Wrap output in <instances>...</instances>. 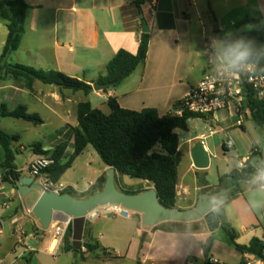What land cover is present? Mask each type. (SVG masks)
<instances>
[{
	"label": "crops",
	"instance_id": "obj_1",
	"mask_svg": "<svg viewBox=\"0 0 264 264\" xmlns=\"http://www.w3.org/2000/svg\"><path fill=\"white\" fill-rule=\"evenodd\" d=\"M26 2L30 9L25 35L19 50L10 56L9 64L59 71L93 86L100 77L106 76L107 65L119 50L137 53L144 22L147 23L151 36L145 64L118 87L107 92L93 90L85 94L39 81L33 83L32 89H28L23 80L7 79L0 82V107L5 104L9 110H14L20 105L26 106L29 113L37 114L44 121L41 125L33 126L44 127L48 121L59 124L48 141L36 142L42 145L43 151H53L64 141L67 134L65 127L78 126V118L76 123H69L68 119L75 111L77 115L80 103L89 102L94 109L102 110L108 105L109 98H115L123 109L137 112L155 109L160 116L167 115L202 80L212 62L208 45L215 43L216 46V41H211L208 36L206 15L212 13L217 16L215 0H145L140 6L131 0ZM223 5L232 16V26H238L247 18L258 19L264 26V0H223ZM245 24L254 28L249 23L243 25ZM214 28L215 31L221 30L220 26ZM0 30L5 37L2 42L4 48L8 29L1 21ZM229 118L236 116L229 115ZM249 118L252 119L251 110L244 115L243 124L239 127L245 130L244 120ZM205 120L216 121L217 117ZM1 125L2 122L0 128ZM206 139L207 136L198 135L197 140L192 141L191 138L184 147L180 144L177 196L181 210L195 208L205 194L215 196V192L219 190V184L213 185L208 180L212 152ZM197 141L203 142L209 152L210 167L207 170H197L193 165L191 150ZM89 147L57 183L42 176L43 180H48V187L61 194L70 190L73 194L71 196L82 199L80 195L87 193L101 177L105 176L107 179L111 168L104 165L99 170H94L92 164L87 166L88 170L80 181L66 179L67 173ZM228 150H234V146ZM73 152L74 141L71 140L66 151L67 157ZM255 154H260L257 148ZM256 155H252L251 163L259 169L264 162L262 165H255L253 157ZM38 157L41 156L35 154L29 164L21 168L16 165L15 157V167L20 178L33 177L28 167ZM248 159L249 157H244L238 160L236 169L243 170ZM4 161V150L0 147V168ZM240 162H244L242 169L238 166ZM182 166L184 168L181 173ZM119 176L115 171V183ZM40 179L35 180L40 183ZM204 179L207 186L202 187L199 182ZM245 185L246 189L224 205L228 223L235 232L236 242L241 246H249L253 239H264V192L252 181ZM152 188L153 185L145 182L140 190ZM1 193L0 264H44L40 255H51L54 237L50 240L44 237L45 231L32 213L41 193L33 192L35 200L26 204L15 181H5ZM16 200L20 201V205L9 217L5 216V211L12 209V202ZM217 209L214 204L215 212ZM198 222L197 226L202 228L199 233L187 232L178 227L175 232H171L172 227L165 224L172 222L162 223L165 228L155 230L156 226H146L142 216L136 213L131 219L98 218L86 223L83 245H99L100 250L87 252L83 247L79 257L74 252L64 251V242L58 248L57 255L63 252V256L73 260V264H111L122 259L133 264H186L187 260L195 264L196 261L205 260L202 244L212 235L205 221ZM60 224L55 222L51 226ZM53 227L50 228L54 231ZM31 239H38L36 246L27 244ZM102 249L115 258L105 259Z\"/></svg>",
	"mask_w": 264,
	"mask_h": 264
},
{
	"label": "trees",
	"instance_id": "obj_2",
	"mask_svg": "<svg viewBox=\"0 0 264 264\" xmlns=\"http://www.w3.org/2000/svg\"><path fill=\"white\" fill-rule=\"evenodd\" d=\"M145 0H138L135 3L141 5ZM29 5L26 0H0V21L8 29V36L0 56V82L7 79L23 80L28 89H32L34 82L39 81L46 85H55L63 90L73 92L91 93L94 88L91 84L70 77L62 72L55 70H37L33 67L21 64H9L10 56L19 50L26 31ZM249 23L254 28L247 32L236 33L228 36H222L220 42L223 50L237 40L252 42L253 51L246 61L241 63H257L259 67H264V26L258 19H245L238 26ZM151 36L149 33H142L137 53L133 54L126 50H119L115 57L107 65V74L100 77L98 83H116L118 87L122 82L132 76L135 71L145 64ZM111 89V88H110ZM109 90V89H108ZM106 90L105 92H107ZM110 113L105 114L100 109H94L89 102L80 103L78 106L77 118L78 126L76 128L67 126V134L64 141L61 142L53 151H43L42 145L36 143L33 145V151L36 155L51 157L55 164L42 172L53 183H57L62 175L69 170L75 160L84 153L88 146H92L98 153L103 163L114 168L120 176H129L147 182L150 186H155L160 202L168 208L180 209L178 206L177 185L178 168L181 162L179 151L180 139L177 131H189V121L191 119L208 117L193 113H184L182 117L177 116L173 111L178 108L179 102L175 104L173 110L165 116H160L155 109H145L143 111H131L119 106L115 98H109L107 102ZM246 105L251 110L252 120L259 129L264 128V102L258 101L251 90ZM14 118L23 120L34 125H41L44 121L37 115L29 113L24 105L18 106L14 110H9L3 104L0 107V123L2 119ZM19 140L18 136H11L0 128V145L4 150L5 161L2 169L5 171V181L14 182L20 178V174L15 167V152L12 149L14 142ZM74 141V152L67 157L66 151L69 142ZM156 147L159 150H156ZM225 151H231L225 148ZM255 147L253 154H255ZM67 162H63L64 160ZM255 168L249 158L245 163V168L241 171L235 169L229 174L220 178L219 190L215 192L217 200V218L220 222V229L226 235V241L237 250L245 253L259 254L264 246L262 240L253 239L249 246H241L236 242V236L231 225L228 223L224 205L241 192V186L244 183L253 181L258 170ZM106 182V177H101L97 184L88 192V196L102 191ZM199 184L207 186L205 179ZM126 194H138L140 191H125ZM62 194L73 195L70 190ZM88 224V223H87ZM171 232H175L180 223L172 222ZM165 228L164 224L154 227L155 230ZM201 227L186 229L187 232H201ZM72 225L69 226L65 237L66 252L80 253L82 250L74 249L72 245ZM217 240L215 233L208 238L207 242L202 244L205 260L210 259V251ZM83 247L87 252L100 250L99 245L85 243ZM102 249V255L105 259H114L115 257L106 253ZM142 264V263H137Z\"/></svg>",
	"mask_w": 264,
	"mask_h": 264
},
{
	"label": "rangeland",
	"instance_id": "obj_3",
	"mask_svg": "<svg viewBox=\"0 0 264 264\" xmlns=\"http://www.w3.org/2000/svg\"><path fill=\"white\" fill-rule=\"evenodd\" d=\"M217 16L209 13L206 15V24L208 27V36L210 40L216 41V53L221 56L223 50L220 38L222 36H228L236 33H242L250 31L252 28L246 24L243 26L231 25L232 16H230L223 5V0H215ZM216 26H220V31H215ZM5 37L0 30V56L2 52V42ZM105 113H110V108L107 105L102 109ZM216 121H207L203 118L191 119L189 121V131H177L180 139L181 147H184L194 134L200 136H207L206 143L211 149V169L209 171L208 180L213 185L219 184L220 176L229 173L236 169L237 161L244 157H252L253 148L256 147L260 154L253 157L255 165H262L264 162V128L259 129L255 126L251 118L245 119V130L237 126L239 118H229L227 111L216 114ZM1 129L9 135H18L20 138L17 142H14L12 149L15 152L16 165L21 168L29 164L31 158L35 156L33 151V145L36 142L48 141L52 136L55 128L59 124L53 121H48L44 127L33 126L29 122L23 120H17L14 118H5L1 120ZM69 123L77 122L76 111L74 115L68 119ZM45 141V142H46ZM231 141L234 145V150L225 151L223 145ZM1 147V146H0ZM2 148V147H1ZM23 148V149H22ZM156 150H159L156 147ZM94 170H99L104 166L102 159L93 147H89V150L81 156L72 170L67 173L66 179L70 181H80L85 176L88 165H91ZM184 166L181 168V173ZM144 181L131 178L129 176H119L117 178L116 185L118 189L125 191H139L144 186ZM246 183L242 184L241 190L246 189ZM82 199L88 198L87 193L80 195ZM36 195L29 194L25 197L24 203H31L35 200ZM13 208L5 211V216L12 214L20 205V201L16 200L12 202ZM201 221V220H200ZM204 221V220H203ZM93 222V221H92ZM91 223V222H89ZM198 221L191 222L190 224H180L178 229H191L197 227ZM168 227H172L170 223L165 224ZM148 229V228H147ZM55 236L54 231L49 228L45 231V238L48 240L53 239ZM217 240L215 241L211 251L210 258H214L222 264H240L243 259V253L237 250L234 246L226 241L225 233L219 229L215 232ZM38 239H31L27 241L30 246H36ZM21 250V247H20ZM65 251V250H64ZM63 252L56 257L47 254H41V258L44 264H73V260L63 256ZM76 253L75 255H78ZM79 256V255H78ZM80 257V256H79ZM111 264H133L124 259L113 261ZM195 264H205L204 261H196Z\"/></svg>",
	"mask_w": 264,
	"mask_h": 264
},
{
	"label": "water",
	"instance_id": "obj_4",
	"mask_svg": "<svg viewBox=\"0 0 264 264\" xmlns=\"http://www.w3.org/2000/svg\"><path fill=\"white\" fill-rule=\"evenodd\" d=\"M136 2L138 0H131ZM143 33H149L146 22ZM116 83H96L95 91H106L114 88ZM247 88L246 85H244ZM194 134L192 141L197 140ZM193 165L197 170H207L210 167V155L205 145L197 141L191 150ZM115 169L111 168L102 191L80 199L69 194H61L54 189L38 183L33 177H22L15 181L20 195L25 198L33 192L41 193L37 203L32 209L33 215L38 219L44 231L48 230L55 222L72 223L73 247L76 250L83 248L86 218L91 210L109 204L121 205L136 214H140L143 222L148 227H154L165 222H195L204 220L210 232L215 233L220 229V222L214 210V195L205 194L203 200L190 210H181L165 207L159 200L156 187L138 194H126L120 191L115 183Z\"/></svg>",
	"mask_w": 264,
	"mask_h": 264
},
{
	"label": "built area",
	"instance_id": "obj_5",
	"mask_svg": "<svg viewBox=\"0 0 264 264\" xmlns=\"http://www.w3.org/2000/svg\"><path fill=\"white\" fill-rule=\"evenodd\" d=\"M212 62L202 80L191 89L189 94L179 101V106L173 113L182 117L184 113H193L204 117H215L216 114L227 111L230 117L236 116L240 120L238 126L243 124L244 115L250 112L246 105L249 91L254 97L264 102V67H259L257 63H239L235 68L225 72L221 68L219 55L216 53L215 43L208 45ZM247 86V88L244 87ZM233 143L229 141L225 145L226 149H232ZM55 164L51 157L41 156L35 159L28 167L31 175L35 179H40V183L48 186V180L42 179V172ZM240 169L244 168V162L238 163ZM5 171L0 168V196L5 182ZM134 212L116 204L99 206L85 216L86 223L98 218L121 217L131 219ZM71 221L61 223L53 227L55 245L51 249V255L57 256L58 248L65 242V237ZM264 243V239L262 240ZM205 264H222L214 258L204 260ZM186 264H194L187 260ZM240 264H264V246L259 254L245 253Z\"/></svg>",
	"mask_w": 264,
	"mask_h": 264
},
{
	"label": "clouds",
	"instance_id": "obj_6",
	"mask_svg": "<svg viewBox=\"0 0 264 264\" xmlns=\"http://www.w3.org/2000/svg\"><path fill=\"white\" fill-rule=\"evenodd\" d=\"M253 47L251 41L243 39L233 42L225 49L219 57L221 61V68L223 71L228 72L235 68L239 63L246 61L252 54ZM253 184L259 186L261 192H264V169L258 170L253 178ZM213 203H217L216 198H213ZM56 241H53L55 245Z\"/></svg>",
	"mask_w": 264,
	"mask_h": 264
},
{
	"label": "snow or ice",
	"instance_id": "obj_7",
	"mask_svg": "<svg viewBox=\"0 0 264 264\" xmlns=\"http://www.w3.org/2000/svg\"><path fill=\"white\" fill-rule=\"evenodd\" d=\"M53 246H54V244H53Z\"/></svg>",
	"mask_w": 264,
	"mask_h": 264
}]
</instances>
